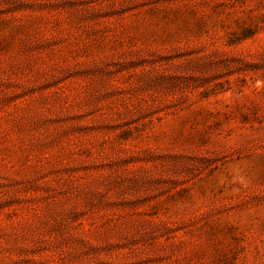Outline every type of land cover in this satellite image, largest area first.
<instances>
[{
    "label": "rangeland",
    "instance_id": "rangeland-1",
    "mask_svg": "<svg viewBox=\"0 0 264 264\" xmlns=\"http://www.w3.org/2000/svg\"><path fill=\"white\" fill-rule=\"evenodd\" d=\"M0 264H264V0H0Z\"/></svg>",
    "mask_w": 264,
    "mask_h": 264
}]
</instances>
